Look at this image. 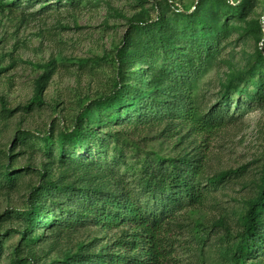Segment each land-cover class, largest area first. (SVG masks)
<instances>
[{
    "label": "rangeland",
    "instance_id": "374dc122",
    "mask_svg": "<svg viewBox=\"0 0 264 264\" xmlns=\"http://www.w3.org/2000/svg\"><path fill=\"white\" fill-rule=\"evenodd\" d=\"M199 43L178 96L194 116L144 118ZM171 161L202 166L204 196L169 219V264H252L237 249L264 179V0H0V264L107 253L131 229L65 226L68 198L135 189ZM35 199L51 206L28 220Z\"/></svg>",
    "mask_w": 264,
    "mask_h": 264
},
{
    "label": "trees",
    "instance_id": "16d2710c",
    "mask_svg": "<svg viewBox=\"0 0 264 264\" xmlns=\"http://www.w3.org/2000/svg\"><path fill=\"white\" fill-rule=\"evenodd\" d=\"M198 22L202 26L205 25L201 18ZM148 25L138 24L137 28H144ZM208 43H199L193 50L192 58H182L178 67L172 71L170 75L172 85L169 87V92L165 94L167 104L148 103L146 99L141 102L147 110L144 118L151 119L155 116L161 118L172 114L173 111L179 112L181 116L187 114L194 116L193 105L189 106L185 98L178 96L188 94L192 96L191 90L199 70L197 64L202 63V59L208 54ZM189 61L190 70L188 71ZM117 93L118 89L98 100L96 105H102V103L107 105L114 102ZM171 98H175L176 103ZM191 104H193L192 99ZM220 115L221 113L215 115L213 120L220 118ZM75 136L82 139L77 131ZM66 137L68 140L73 138L72 134H67ZM120 153H123L122 150ZM180 164H176V161L170 162L171 167L160 164L148 171L146 179H143L135 189H127L124 183L118 182L112 190V184L109 183L108 191H96L94 194L81 191L76 197H69L67 206L71 211L66 215L65 226L72 227L85 223L101 226L102 229L128 226L131 230L116 239L106 250L107 253L88 255L80 253L67 258L62 264H169L172 258L170 241H168L169 219L186 206L199 204L204 196L203 189L197 183L202 166L183 163L184 165L179 169ZM102 167L103 163H100V168ZM44 190L47 193L44 195L46 197L48 192L58 191L59 188L48 181ZM40 203V199L39 201L35 199L34 205L26 211V219L32 220L33 216L51 206V204L43 206ZM38 205L41 208L39 212ZM60 216H63V213ZM57 220L60 222V219ZM248 245L254 247L255 261L252 264H264V179L259 197L251 204L243 237L237 250L242 251Z\"/></svg>",
    "mask_w": 264,
    "mask_h": 264
}]
</instances>
